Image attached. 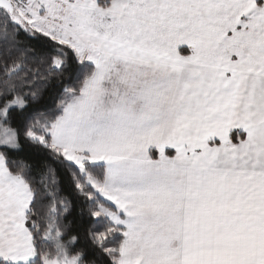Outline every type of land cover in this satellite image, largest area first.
Here are the masks:
<instances>
[{"label": "snow or ice", "instance_id": "snow-or-ice-1", "mask_svg": "<svg viewBox=\"0 0 264 264\" xmlns=\"http://www.w3.org/2000/svg\"><path fill=\"white\" fill-rule=\"evenodd\" d=\"M0 264H264V0H0Z\"/></svg>", "mask_w": 264, "mask_h": 264}]
</instances>
